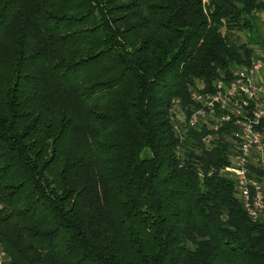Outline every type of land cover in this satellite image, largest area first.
Returning a JSON list of instances; mask_svg holds the SVG:
<instances>
[{"label":"trees","instance_id":"obj_1","mask_svg":"<svg viewBox=\"0 0 264 264\" xmlns=\"http://www.w3.org/2000/svg\"><path fill=\"white\" fill-rule=\"evenodd\" d=\"M262 10L0 0L5 264H264V213L252 220L222 171L233 125H189L194 92L264 59Z\"/></svg>","mask_w":264,"mask_h":264},{"label":"built area","instance_id":"obj_2","mask_svg":"<svg viewBox=\"0 0 264 264\" xmlns=\"http://www.w3.org/2000/svg\"><path fill=\"white\" fill-rule=\"evenodd\" d=\"M263 63L254 60L250 66L242 65L233 70V78L218 80L213 92L192 98L201 105L189 117V125H196L209 118L216 127L233 125L227 133L231 143L229 163L222 171L233 177L243 209L252 219L264 213V132L259 128L264 121ZM0 264L5 255L0 248Z\"/></svg>","mask_w":264,"mask_h":264},{"label":"rangeland","instance_id":"obj_3","mask_svg":"<svg viewBox=\"0 0 264 264\" xmlns=\"http://www.w3.org/2000/svg\"><path fill=\"white\" fill-rule=\"evenodd\" d=\"M258 16H259V18L261 19V22H262V24L260 25V28H261L262 35L264 36V10L260 11L258 13ZM233 34H234L233 35V38L235 40H238L239 42L246 41V37H247V34L246 33L235 31ZM254 49H255L256 53L259 56L264 57V51L260 47L254 46ZM257 59L260 60L263 63L262 76L264 77V59H262V58H257ZM175 117L178 120H180V121H182L184 119V115L181 112V110L179 109V107L175 111Z\"/></svg>","mask_w":264,"mask_h":264}]
</instances>
